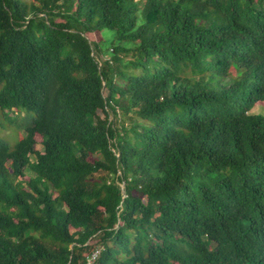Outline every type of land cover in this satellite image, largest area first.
I'll list each match as a JSON object with an SVG mask.
<instances>
[{"label":"trees","instance_id":"obj_1","mask_svg":"<svg viewBox=\"0 0 264 264\" xmlns=\"http://www.w3.org/2000/svg\"><path fill=\"white\" fill-rule=\"evenodd\" d=\"M260 104L264 0H0V264H264Z\"/></svg>","mask_w":264,"mask_h":264},{"label":"rangeland","instance_id":"obj_2","mask_svg":"<svg viewBox=\"0 0 264 264\" xmlns=\"http://www.w3.org/2000/svg\"><path fill=\"white\" fill-rule=\"evenodd\" d=\"M102 38H103V44H102V48L104 49L105 52V57L108 58L109 57V51L107 50L109 45H110V41L112 39V35L110 32L104 31L102 32ZM94 56L97 58V54L94 52ZM251 112L254 113H263L264 112V105L260 104V105H256L253 110ZM11 116V122L7 123V127L4 128L3 131H0V137L3 138L4 140L7 141V143L10 145V147H12L13 145L16 144V142L18 141V139L22 136H24V130L20 127L17 128L18 124L22 125V121L27 120L24 112H13L10 114ZM0 122L2 125L6 124V121H4V119H2L1 115H0ZM37 149L40 150L41 149V145H40V138L37 137Z\"/></svg>","mask_w":264,"mask_h":264},{"label":"built area","instance_id":"obj_3","mask_svg":"<svg viewBox=\"0 0 264 264\" xmlns=\"http://www.w3.org/2000/svg\"><path fill=\"white\" fill-rule=\"evenodd\" d=\"M101 249H95L91 254L87 255L83 261V264H94L99 256Z\"/></svg>","mask_w":264,"mask_h":264}]
</instances>
